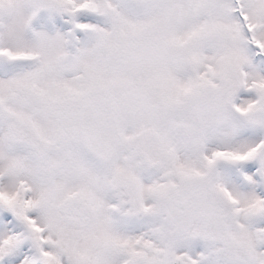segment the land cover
<instances>
[{"label":"rangeland","instance_id":"rangeland-1","mask_svg":"<svg viewBox=\"0 0 264 264\" xmlns=\"http://www.w3.org/2000/svg\"><path fill=\"white\" fill-rule=\"evenodd\" d=\"M172 255L264 264V0H0V264Z\"/></svg>","mask_w":264,"mask_h":264},{"label":"water","instance_id":"water-1","mask_svg":"<svg viewBox=\"0 0 264 264\" xmlns=\"http://www.w3.org/2000/svg\"><path fill=\"white\" fill-rule=\"evenodd\" d=\"M224 106L226 109L229 110L230 113L242 117L243 113L239 110H237L234 105L231 103V101L229 100H225L224 101ZM161 166V163L157 160L151 161L148 164V168L151 170H156ZM167 264H186L185 261L181 258H179L178 256L172 255L168 258Z\"/></svg>","mask_w":264,"mask_h":264}]
</instances>
